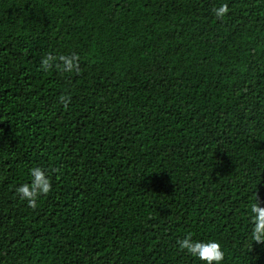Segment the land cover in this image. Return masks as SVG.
<instances>
[{
    "label": "trees",
    "instance_id": "trees-1",
    "mask_svg": "<svg viewBox=\"0 0 264 264\" xmlns=\"http://www.w3.org/2000/svg\"><path fill=\"white\" fill-rule=\"evenodd\" d=\"M36 166L32 209L15 189ZM256 192L264 0H0V264H204L189 234L264 264Z\"/></svg>",
    "mask_w": 264,
    "mask_h": 264
},
{
    "label": "clouds",
    "instance_id": "clouds-1",
    "mask_svg": "<svg viewBox=\"0 0 264 264\" xmlns=\"http://www.w3.org/2000/svg\"><path fill=\"white\" fill-rule=\"evenodd\" d=\"M229 7L226 3L221 4L218 8H214L213 12L218 20L223 21L224 17L229 13ZM80 57L76 53L70 55H53L51 53L45 55L40 62V67L47 72L55 68L61 73L79 72ZM70 100V96L62 94L59 102L66 105ZM30 181L18 186L15 191L21 200H26L28 207L35 209L37 207V199L41 196H47L52 190V184L46 170L36 166L29 170ZM251 212V240L256 243H264V207L260 206L258 194H255V201L250 205ZM179 250L186 251L191 256L203 261L204 264H221L225 259L224 251L219 242L198 241L193 240L189 234L183 239L177 240Z\"/></svg>",
    "mask_w": 264,
    "mask_h": 264
}]
</instances>
